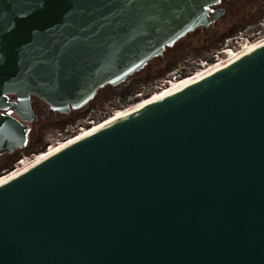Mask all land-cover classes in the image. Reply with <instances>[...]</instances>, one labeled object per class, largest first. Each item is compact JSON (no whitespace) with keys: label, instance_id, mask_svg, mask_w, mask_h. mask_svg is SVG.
<instances>
[{"label":"water","instance_id":"1","mask_svg":"<svg viewBox=\"0 0 264 264\" xmlns=\"http://www.w3.org/2000/svg\"><path fill=\"white\" fill-rule=\"evenodd\" d=\"M220 2L0 0V157L32 97L84 109ZM0 264H264V44L1 184Z\"/></svg>","mask_w":264,"mask_h":264},{"label":"rangeland","instance_id":"2","mask_svg":"<svg viewBox=\"0 0 264 264\" xmlns=\"http://www.w3.org/2000/svg\"><path fill=\"white\" fill-rule=\"evenodd\" d=\"M256 12L257 10L251 7H244L236 12L230 11L229 14L227 13L216 22L213 28L216 30L214 37H210L208 31L205 33L206 38L205 35L202 38L203 36L198 34V30L188 34L172 48H168L164 52V55L151 60L143 70L134 74L121 84L120 88L123 91L122 93H116L111 86L101 89L98 91L94 100L81 110L82 112L79 115L73 112L71 115H67L65 121L60 123H31L29 125V139L26 148L0 157V176H4L5 173H10L3 171L10 169L17 160L45 152L50 139L57 132L62 131L69 125L77 124L86 115L92 113L91 116L94 117L95 121H103L102 118L104 115L101 116L100 114L107 112V109L111 106H120L118 104L119 97H124L125 94H128L130 97H135L139 93H144L145 95L150 94L156 84L169 79V74L177 68L190 66L191 69H197V63L200 61H207L210 64L213 63L214 56L223 49L224 43L228 38L234 37L241 30L256 26L264 17V10H261L259 13ZM213 29L212 27L210 28V30ZM133 103L134 105L138 104L135 101ZM39 104L45 105L41 100L33 97L32 105L36 113H38L36 107ZM41 115L40 113L38 118Z\"/></svg>","mask_w":264,"mask_h":264},{"label":"bare ground","instance_id":"3","mask_svg":"<svg viewBox=\"0 0 264 264\" xmlns=\"http://www.w3.org/2000/svg\"><path fill=\"white\" fill-rule=\"evenodd\" d=\"M263 44H264V42L261 44H258L256 47H254L251 50L250 49H244V50H240L238 52H235L234 50H228V51L222 53V56L219 57L218 62H214L211 64H204V66H201L192 75H190L186 78H183V79L177 80V81L167 82L165 87H162V88L158 89L156 92H153L152 94H150L149 96L142 97L137 102H135L138 104L134 105V103H133L127 107H124L122 109L117 110L115 113H113L109 117L105 118L103 121L94 124L89 129H85L83 132L72 137L67 143L60 145L57 148L52 147L48 152L43 153L40 156H37L36 158H34L28 162H25L22 167H19L17 170H15L12 173H8V174L5 173L4 176L0 177V185L5 183L8 180L14 178L15 176L21 174L22 172L26 171L30 167L39 163L40 161H42V160L46 159L47 157L53 155L54 153L60 151L61 149L86 138L87 136L99 131L100 129H102L108 125H111L112 123H115L116 121L124 119V118H126V117L140 111V110H143L146 107H149V106L153 105L154 103H156L160 100H163L167 97H170V96L182 91L183 89L191 86L192 84H194L196 82L203 80L204 78H206V77H208L214 73H217L218 71L229 66L230 64H232L233 62H235L239 58L247 55L248 53H250L251 51L260 47ZM145 98H149V99L143 100ZM141 100H143V101L139 102Z\"/></svg>","mask_w":264,"mask_h":264},{"label":"built area","instance_id":"4","mask_svg":"<svg viewBox=\"0 0 264 264\" xmlns=\"http://www.w3.org/2000/svg\"><path fill=\"white\" fill-rule=\"evenodd\" d=\"M263 42H264V17L259 21V23L256 26L241 30L234 37L228 38L224 43L223 49L217 52V54L214 56L213 63L218 62V59L220 56H222V53L228 50H234L235 52H238L244 49L251 50L254 47H256L258 44H261ZM204 64H210V63H208L207 61H200L199 63H197V69L200 68L201 66H204ZM193 69L194 68L191 69L190 66L188 67L184 66V67L173 70L169 74V79L159 84H156L155 87L153 88V91L150 92V94H152L153 92H156L158 89L162 87H165L167 82L181 80L183 78H186L192 75L197 70V69H194L193 71ZM150 94L145 95L144 93H139L135 97L128 98L125 102L123 99L119 98L118 104H120V106H111L109 107V109H107V112H103L100 115L101 116L104 115V117L102 118L104 120L105 118L115 113L117 110L122 109L132 104L135 99L139 100L142 97L149 96ZM91 114L92 113L83 117L81 120L77 122V124L69 125L62 131L57 132V134H55L50 139L48 145L46 146L45 152L43 153L48 152L52 147L57 148L58 146L63 145L64 143H67L72 137L83 132L85 129H89L94 124L99 123L100 121H95L94 117L91 116ZM40 155L41 154L32 155L30 157H23L19 159L16 162L14 169L10 173L14 172L19 167H22L25 162H28Z\"/></svg>","mask_w":264,"mask_h":264},{"label":"flooded vegetation","instance_id":"5","mask_svg":"<svg viewBox=\"0 0 264 264\" xmlns=\"http://www.w3.org/2000/svg\"><path fill=\"white\" fill-rule=\"evenodd\" d=\"M244 7H251L254 10H257L256 13H259L261 10H264V0H221L220 4L215 8L217 10H223L224 11V15L225 16L227 13L229 14L230 11L236 12V11H240L242 8ZM217 22V21H216ZM216 22L214 24H211L209 27L207 28H198L196 30H198V34L200 36H203L202 38H204L205 33L208 31V35L210 37H214L215 36V31L213 28L216 24ZM212 27L213 30H210V28ZM206 38V35H205ZM111 88L116 92V93H122V89L120 88V90H116L114 87L111 86ZM33 98V97H32ZM121 99L124 100V102L130 98V96H125L123 97H119ZM10 101H16V97L12 96L10 97ZM44 103V102H43ZM45 104V103H44ZM31 105H32V99H31ZM38 109V113H36L33 109V105H32V109L37 117V121L33 122V123H39L41 122V124H45L47 122H63L65 121V118L67 117V115H71L73 112L77 113V115L81 114V110L79 111H75V110H71L70 113L68 114H61L59 112H55L49 109V107L45 104H39L36 107ZM83 110V109H82ZM40 113L42 114L40 118H38V116L40 115ZM4 114L7 115H12L14 116V112L12 110H9L8 112H5ZM30 125V124H29ZM29 125H28V139H29ZM65 125V124H64ZM28 139H27V143H28ZM27 146V144H26Z\"/></svg>","mask_w":264,"mask_h":264},{"label":"trees","instance_id":"6","mask_svg":"<svg viewBox=\"0 0 264 264\" xmlns=\"http://www.w3.org/2000/svg\"><path fill=\"white\" fill-rule=\"evenodd\" d=\"M126 96H128V94H127ZM134 101L137 102L138 100L135 99ZM17 161H18V160H17ZM15 164H16V163H14L13 166L10 167V169H8L7 171H3V172H11V171L14 169ZM3 172H2V173H3ZM0 175H1V174H0ZM0 177H1V176H0Z\"/></svg>","mask_w":264,"mask_h":264}]
</instances>
